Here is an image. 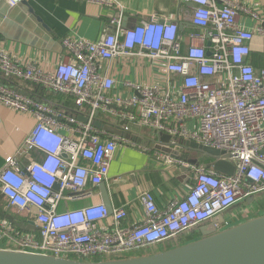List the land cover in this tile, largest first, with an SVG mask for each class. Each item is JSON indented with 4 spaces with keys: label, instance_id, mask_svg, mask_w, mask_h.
Listing matches in <instances>:
<instances>
[{
    "label": "built area",
    "instance_id": "obj_1",
    "mask_svg": "<svg viewBox=\"0 0 264 264\" xmlns=\"http://www.w3.org/2000/svg\"><path fill=\"white\" fill-rule=\"evenodd\" d=\"M76 1L120 7L117 0ZM179 1L192 5L185 15L197 29L188 34L185 50L176 19L152 18L124 27L122 14L110 20L115 30L97 41L63 39L71 58L52 69L9 54L0 42L3 79L39 86L79 109L72 115L0 82V103L36 120L0 170V193L23 216L18 221L24 226L33 222L36 230L23 232L0 218V248L80 261L124 258L160 247L264 193V68L249 62L252 41L264 37V16L233 0ZM241 13L252 19V29L240 24ZM119 59L152 74L146 81L127 79L120 90L111 74V64ZM97 115L115 125L125 123V135L164 133L225 152L235 175L170 157L168 165L190 166L194 182L167 209H159L150 191L139 196L145 218L133 225L124 224L125 206L112 213L103 202L76 207L109 182L120 144L147 150L126 136L96 129ZM33 154L39 158L22 169L23 159ZM241 220L228 217L225 226Z\"/></svg>",
    "mask_w": 264,
    "mask_h": 264
},
{
    "label": "crops",
    "instance_id": "obj_2",
    "mask_svg": "<svg viewBox=\"0 0 264 264\" xmlns=\"http://www.w3.org/2000/svg\"><path fill=\"white\" fill-rule=\"evenodd\" d=\"M2 1L4 4H1L0 8L5 3L11 6L15 5L12 4L11 0ZM26 1L50 29V33L44 32L55 43L50 44V49H45L26 44L19 39L5 38L1 34L0 42L9 54L38 63L45 69H52L59 62L67 61L71 58V54L62 46L63 39L71 37L97 41L104 33H111L115 30V28L110 26V20L112 17L120 16L121 14L124 27H131L143 20H151L152 18L157 20L176 19L184 36V50L190 44L188 34L197 30L185 15L192 5L183 4L179 0H117L120 3V7L101 6L76 0ZM233 1L264 16V0ZM239 22L248 29L254 27L252 19L243 13L240 14ZM13 30L14 37L18 36V31L16 29ZM28 33L32 35L33 32L28 30ZM21 35L20 33V37ZM249 62L256 69L264 68V37L256 35L252 41ZM111 66V74L118 80V89L120 90L123 89L125 80L138 79L146 81L148 75L152 74L151 69L138 72L135 68L136 64L123 59L114 61ZM0 82L10 87L18 88L24 94L45 103L57 102L56 97L50 96L52 95L51 93L31 83L22 80L7 81L1 75ZM195 124L196 122L194 121L190 122L191 127H194ZM35 125L36 120L33 117L17 113L0 103V170L4 166L5 160L13 155L24 143ZM153 137L150 131H143L140 134L133 135L134 139L132 140L138 141L147 150L120 144L111 164L109 182L106 185L113 209L122 206L127 208L128 217L124 222L125 225H133L144 220V211L139 202V196L143 192L150 191L154 193L159 209L165 210L174 197L186 194L194 182L189 165H168L167 160H169L170 156L150 147L149 139ZM181 153L179 161L188 164L191 159L201 158V161L207 162L205 164L201 162V164L212 166L213 160L206 156L198 157L190 151H182ZM38 158L39 155L37 154L24 158L21 168L25 169L26 166ZM174 166H176V169ZM114 179H119V181L115 182ZM97 190L100 193L99 195L78 202L75 206L79 207L90 203L103 202L100 187ZM246 204L250 205L247 202ZM247 211L251 213V211ZM0 212L15 218L17 217L13 212L21 215L17 210L8 206L6 198L1 193ZM249 216L246 217L244 215L240 218L245 219ZM225 218H228L226 214Z\"/></svg>",
    "mask_w": 264,
    "mask_h": 264
},
{
    "label": "water",
    "instance_id": "obj_3",
    "mask_svg": "<svg viewBox=\"0 0 264 264\" xmlns=\"http://www.w3.org/2000/svg\"><path fill=\"white\" fill-rule=\"evenodd\" d=\"M11 1L15 4L14 6L5 3L0 8V34L8 39H19L29 45L50 49V44L55 41L45 34L44 31L50 33V29L44 24L42 18L36 14L28 1ZM1 4H4L2 0ZM13 29L18 31V36L14 37ZM28 30L33 32L32 35L28 33ZM208 45L210 46V43ZM208 54L210 55V53ZM78 120L83 123L88 122V118L83 116H78ZM124 124L121 122L119 125H115L102 119L99 115L92 123L96 129L106 134L127 137L122 130ZM149 140L151 148L167 156L179 159L182 151L195 152L212 159L213 169L217 173L229 177L235 175L236 167L229 161L231 155L225 152L195 142L181 141L164 133ZM188 163L198 165L200 161L191 159ZM99 187L103 203L112 213L113 207L106 183ZM255 198V196H251L246 202L251 205ZM241 204H237L233 209ZM0 218L11 222L23 232L36 230L33 222L24 226V222L2 212H0ZM225 225V215H218L212 221L195 229L199 234L198 238L168 250L142 256L102 261H80L0 248V264H264V211H259L257 214L227 227Z\"/></svg>",
    "mask_w": 264,
    "mask_h": 264
},
{
    "label": "rangeland",
    "instance_id": "obj_4",
    "mask_svg": "<svg viewBox=\"0 0 264 264\" xmlns=\"http://www.w3.org/2000/svg\"><path fill=\"white\" fill-rule=\"evenodd\" d=\"M127 138L128 139H134L133 138V135L128 133L127 134ZM195 154L196 156L198 157H202L201 154H198V153H193ZM200 163L203 162L204 164L207 163L206 161H201V158H197ZM176 166H174L175 168ZM176 169V168H175ZM172 171H174V169H172ZM260 195V194H259ZM257 202H259L258 204L256 205H247L245 202H243L239 207L235 208V209H232L230 210L228 213H226V216L227 217H231V216H237V217H243L244 215L249 216V215H255L259 210H263L264 211V194L260 195L258 197V200ZM247 210L251 211V213H249ZM15 214V216L22 220L23 219V216L22 215H19L17 214L16 212H13ZM192 235V231L191 232H186L184 234H182L181 236L175 238V239H172L166 243H164L162 246L160 247H154V248H149V249H146L145 251L143 252H136V253H130L128 257H136V256H142V255H147V254H153V253H156V252H159L161 250H168L170 248H173V247H177L181 244H184L186 242H189L191 240H194L196 238H198L197 236H195V238H192V239H189V237H191ZM147 252V253H146Z\"/></svg>",
    "mask_w": 264,
    "mask_h": 264
},
{
    "label": "trees",
    "instance_id": "obj_5",
    "mask_svg": "<svg viewBox=\"0 0 264 264\" xmlns=\"http://www.w3.org/2000/svg\"><path fill=\"white\" fill-rule=\"evenodd\" d=\"M50 96H54V97H56V99H57V102H51L52 104H54L56 107H58V108H61V109H64L65 111H67L68 113H70V114H72V115H78L79 114V109L75 106V104L73 103V101H71L70 99H68V98H65V97H63V96H61V95H57V94H52V95H50ZM58 101H61V102H58ZM104 120H106L107 121V119H105V118H103ZM262 194H264V193H262ZM262 194H260V195H262ZM260 195H258V196H256V200L252 203L253 205H256V204H258L259 202H257V200H258V197L260 196ZM17 220H20V219H18V218H16ZM192 238H195V236L194 235H192L191 237H189V239H192ZM146 250V249H145ZM145 250H143V251H145ZM143 251H141V252H143ZM147 253V252H146ZM129 255H127V256H125V257H128ZM98 260H100V259H97V261Z\"/></svg>",
    "mask_w": 264,
    "mask_h": 264
},
{
    "label": "flooded vegetation",
    "instance_id": "obj_6",
    "mask_svg": "<svg viewBox=\"0 0 264 264\" xmlns=\"http://www.w3.org/2000/svg\"><path fill=\"white\" fill-rule=\"evenodd\" d=\"M192 234H194L195 236L199 237V234H198V232L196 230H193Z\"/></svg>",
    "mask_w": 264,
    "mask_h": 264
}]
</instances>
